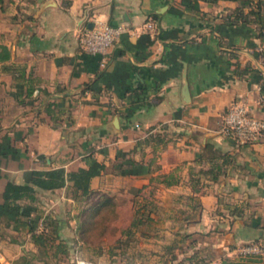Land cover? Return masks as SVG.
<instances>
[{"label": "crops", "instance_id": "crops-1", "mask_svg": "<svg viewBox=\"0 0 264 264\" xmlns=\"http://www.w3.org/2000/svg\"><path fill=\"white\" fill-rule=\"evenodd\" d=\"M236 4L2 0L0 43L9 58L0 61V264L36 249L28 230L47 213L76 210L70 182L31 185L28 221L3 202L6 182L94 161L101 167L89 186L116 203L149 187L168 196V214L149 213V223L186 236L191 264H261L234 248L264 239V138L236 143L219 131L232 101L264 118V60L254 54L264 37L252 23H222ZM94 17L126 26L102 56L78 44ZM155 132L161 139L149 137Z\"/></svg>", "mask_w": 264, "mask_h": 264}, {"label": "trees", "instance_id": "trees-1", "mask_svg": "<svg viewBox=\"0 0 264 264\" xmlns=\"http://www.w3.org/2000/svg\"><path fill=\"white\" fill-rule=\"evenodd\" d=\"M197 1L193 0V7H197ZM210 3H216L217 0H203ZM237 4L227 10L222 15L221 21L225 24H233L238 22L252 23L257 32V37H264V0H235ZM2 0H0L1 4ZM255 55L260 54L264 60V46L260 50L255 51ZM9 58V50L6 45L0 43V61ZM151 139H161L158 132L149 136ZM262 132L257 139H263ZM101 164L93 162L87 167H78L76 170L65 172L63 168L56 167L46 171H32L28 182L15 183L6 182L3 191V202L8 204L10 208L15 209L17 214L28 221L32 219V213L36 210V206L31 203L33 195L31 193V185L38 186L43 189H52L62 186L65 182H70L68 191L69 196L77 203V212L71 217L74 219V225L71 227L72 232L77 234L73 240V245H77L78 239L93 240L102 235L108 228V221L115 216L113 196L101 191L99 188H91L89 181L92 176L99 173ZM168 184V179H164ZM139 191V190H137ZM26 198L28 202L19 204L18 199ZM144 204L136 207L126 227L122 229L125 238L120 240L124 245L128 242L129 236L138 232L139 226L151 220L150 209L144 211ZM68 222L62 218L47 213L42 219V228L36 230L30 226L28 230V239L36 245V248L44 254L55 257L58 253L67 254V241L61 237V231ZM141 233V231H139ZM121 243V244H122ZM36 253L31 252L29 257L23 255L20 257L21 264H28L30 258L35 257ZM194 256L181 258L171 264H184V260L191 259ZM60 264V263H56Z\"/></svg>", "mask_w": 264, "mask_h": 264}, {"label": "rangeland", "instance_id": "rangeland-1", "mask_svg": "<svg viewBox=\"0 0 264 264\" xmlns=\"http://www.w3.org/2000/svg\"><path fill=\"white\" fill-rule=\"evenodd\" d=\"M154 194H158V190L149 187L139 190L136 193L137 196L133 198L131 196L129 200L124 196H119L118 202H114L115 216L108 221L106 231L93 240L78 239L77 245H73V240L77 237V234L71 230L74 225L73 218L65 212V209H62L60 215L68 222V225H64L61 231V237L68 244L67 254L58 253L52 257L36 248L34 251H24L21 256L29 257L31 252L36 253L35 257L30 258L28 264H75L77 258L91 260L97 264H171L187 257L192 249L189 247L190 241H187L186 236L173 233L168 226H152L150 221L140 225L138 232L130 235L125 245L120 242L121 238H125L122 229L128 225L133 210L140 204H144V211L150 209V213L159 218H162L164 213L168 214V196H154ZM129 202L132 203L131 207L128 206ZM74 203L75 213L78 207L77 203ZM116 205L118 211H116ZM172 236H177L178 243L171 240ZM172 248L175 249V253H172ZM21 256L17 257L12 264H21ZM196 259V256H193L183 262L191 264L195 263Z\"/></svg>", "mask_w": 264, "mask_h": 264}, {"label": "built area", "instance_id": "built-area-1", "mask_svg": "<svg viewBox=\"0 0 264 264\" xmlns=\"http://www.w3.org/2000/svg\"><path fill=\"white\" fill-rule=\"evenodd\" d=\"M146 26L151 27V23H147ZM125 30L124 24H110L94 17L89 25L82 26L78 31L79 48L86 53L102 56ZM257 49L260 50L261 48ZM100 64L103 62L101 61ZM219 131L224 135L231 136L236 143L251 142L264 132V118L252 115L244 102L232 101L223 112ZM41 228L42 224L39 223L36 230ZM234 250L240 258L264 264V239L238 244ZM75 264L97 263L77 258Z\"/></svg>", "mask_w": 264, "mask_h": 264}, {"label": "water", "instance_id": "water-1", "mask_svg": "<svg viewBox=\"0 0 264 264\" xmlns=\"http://www.w3.org/2000/svg\"><path fill=\"white\" fill-rule=\"evenodd\" d=\"M185 67L182 70V84H181V95H182V100L184 102L188 101V87H187V83H186V79H185Z\"/></svg>", "mask_w": 264, "mask_h": 264}]
</instances>
